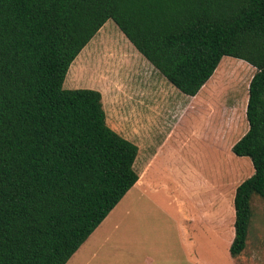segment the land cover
<instances>
[{"label": "trees", "instance_id": "16d2710c", "mask_svg": "<svg viewBox=\"0 0 264 264\" xmlns=\"http://www.w3.org/2000/svg\"><path fill=\"white\" fill-rule=\"evenodd\" d=\"M109 19L185 95L223 56L255 68L231 146L253 166L233 196L238 256L250 199H264V0H0V264H66L139 178L138 146L107 124L100 91L63 88Z\"/></svg>", "mask_w": 264, "mask_h": 264}, {"label": "rangeland", "instance_id": "374dc122", "mask_svg": "<svg viewBox=\"0 0 264 264\" xmlns=\"http://www.w3.org/2000/svg\"><path fill=\"white\" fill-rule=\"evenodd\" d=\"M254 72L246 61L223 56L188 96L112 20L103 24L70 64L63 88L100 91L107 124L138 146L139 178L67 264H264V199L256 194L245 248L236 257L229 252L234 191L253 173L250 158L231 146L248 128ZM199 222L204 227L196 233Z\"/></svg>", "mask_w": 264, "mask_h": 264}, {"label": "crops", "instance_id": "0c3cea01", "mask_svg": "<svg viewBox=\"0 0 264 264\" xmlns=\"http://www.w3.org/2000/svg\"><path fill=\"white\" fill-rule=\"evenodd\" d=\"M202 87H203V86H202ZM200 90H201V89H200ZM200 90H199V91H200ZM153 156H157V155L154 154ZM149 160H152V159H149ZM136 183H137V182H136ZM214 204H215V203L212 202V203H210L208 206H210L211 208H213V207H214ZM179 206H181V205L179 204ZM190 215H192V214H190ZM187 217H188L187 215H184V216H183L182 219H183L184 222H188V221H189V220L187 219ZM229 217H230V216H229ZM199 218H202V217L200 216ZM231 218H232V216H231ZM220 219H222V218L220 217ZM190 221H191V220H190ZM201 223H203V224H201ZM198 224H199L200 226H199V225H195L194 228H193V231L196 232V233L198 232V231H196V230H200V229H202V228L204 227V226H203V225H204V222H199ZM206 225H207L208 227H209V225H210L211 227H214V215H213V217H212V219H211V222L207 221V222H206ZM206 225H205V226H206ZM231 225H233V222H231ZM233 236H234V228H233V234L231 235V238H233ZM231 241H232V239H231ZM83 244H84V243H83ZM83 244H81L80 247H81ZM80 247H79V248H78V249L72 254V256L69 258V260L66 262V264H67L70 260H73V259H74L75 255L78 254L79 249H81Z\"/></svg>", "mask_w": 264, "mask_h": 264}]
</instances>
